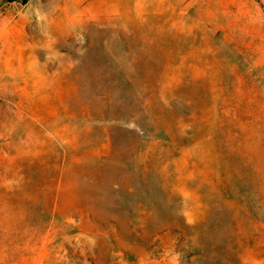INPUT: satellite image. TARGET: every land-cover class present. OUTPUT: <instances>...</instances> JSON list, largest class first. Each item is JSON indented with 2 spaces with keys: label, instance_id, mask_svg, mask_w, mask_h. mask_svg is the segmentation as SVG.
I'll use <instances>...</instances> for the list:
<instances>
[{
  "label": "rangeland",
  "instance_id": "obj_1",
  "mask_svg": "<svg viewBox=\"0 0 264 264\" xmlns=\"http://www.w3.org/2000/svg\"><path fill=\"white\" fill-rule=\"evenodd\" d=\"M0 0V264H264V0Z\"/></svg>",
  "mask_w": 264,
  "mask_h": 264
},
{
  "label": "water",
  "instance_id": "obj_2",
  "mask_svg": "<svg viewBox=\"0 0 264 264\" xmlns=\"http://www.w3.org/2000/svg\"><path fill=\"white\" fill-rule=\"evenodd\" d=\"M192 2V0H189L187 3H186V6L190 5Z\"/></svg>",
  "mask_w": 264,
  "mask_h": 264
}]
</instances>
